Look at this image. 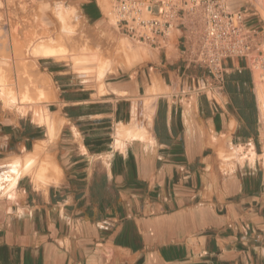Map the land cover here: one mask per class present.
Here are the masks:
<instances>
[{
	"label": "crops",
	"instance_id": "1",
	"mask_svg": "<svg viewBox=\"0 0 264 264\" xmlns=\"http://www.w3.org/2000/svg\"><path fill=\"white\" fill-rule=\"evenodd\" d=\"M229 7L264 46L263 1ZM149 46L154 71L131 77L40 57V79L56 84L53 132L0 96V264H264L255 71L229 58L221 87L192 39ZM32 154L51 168L33 176Z\"/></svg>",
	"mask_w": 264,
	"mask_h": 264
},
{
	"label": "rangeland",
	"instance_id": "2",
	"mask_svg": "<svg viewBox=\"0 0 264 264\" xmlns=\"http://www.w3.org/2000/svg\"><path fill=\"white\" fill-rule=\"evenodd\" d=\"M81 1L0 0V60L7 61L4 74L7 75L9 84L16 85V90L19 89L17 84L19 80L33 85L31 97L35 101H43L37 105L39 108L45 109V105L55 98L53 93L56 91V84L51 77L47 79L48 85L39 82L42 68L38 59L42 56L38 54L37 49L43 44L63 47L64 50L66 48V56L61 58L69 61L75 70L87 72L91 78H96L97 69L102 65H108L110 67L108 71L111 73L118 72L119 69L121 76L136 75L138 67L146 70L147 75L154 71L153 62L143 63L151 58L150 46L131 40L116 29L115 22L112 24V20L115 21L112 0H107L109 2L107 5L104 0H91L87 3ZM262 1L264 3V0ZM57 3L67 4V24L63 23L56 12ZM72 7L76 8L74 13ZM63 24L72 31V39L66 41L67 43L61 39ZM247 31L253 51H264V46L259 47L256 43L258 34ZM172 40L175 41L176 36H173ZM128 64L131 66H127ZM254 71L260 72L256 69ZM18 91L21 92L22 89ZM29 156L35 158L31 169L33 176L42 174L52 166L51 162L41 157L37 158L36 154Z\"/></svg>",
	"mask_w": 264,
	"mask_h": 264
},
{
	"label": "built area",
	"instance_id": "3",
	"mask_svg": "<svg viewBox=\"0 0 264 264\" xmlns=\"http://www.w3.org/2000/svg\"><path fill=\"white\" fill-rule=\"evenodd\" d=\"M230 0H112L116 29L133 41L163 47L173 36L194 42V62L223 87L226 60L245 58L264 79V51H253L246 10Z\"/></svg>",
	"mask_w": 264,
	"mask_h": 264
},
{
	"label": "bare ground",
	"instance_id": "4",
	"mask_svg": "<svg viewBox=\"0 0 264 264\" xmlns=\"http://www.w3.org/2000/svg\"><path fill=\"white\" fill-rule=\"evenodd\" d=\"M104 1L106 3L105 5H107L109 3L107 0H104ZM55 8H56V12L59 14L60 19H62L64 24H67V22H66V17L68 15L66 13V12H68L67 7L64 4L60 5V4L57 3ZM110 19H112V18H110ZM0 21H1V19H0ZM114 22L115 21L112 20V24ZM64 24L62 25V30L63 31H62V34H61V39H63L65 41V43H67L66 41H68L69 39H72V37H71L72 31L69 28H67L66 26H64ZM114 25H115V23H114ZM62 48L63 47L57 48V47L46 46V45L43 44L40 47H38L37 52L43 58H55V57H59V56L61 58V56H64V55L66 56V54H65L66 48H65V50L62 49ZM131 51H132V49H131ZM126 54H127V52H126ZM130 55H131V53H130ZM135 61H137V60H135ZM110 63L112 64V62H110ZM125 63H127V61H125ZM7 64H9V63H7ZM129 65L130 64H128L127 66H129ZM6 68L7 67L5 66V64L2 63V61H0V96L4 99V101H7V103L17 105L19 107V109H21L22 111H27V110L32 109V111H34L35 113L38 114L39 121L47 123L49 125L51 131L53 132V128H54L53 125L54 124H53V122L51 120V117L49 116V113H47L46 109L37 107V105L39 103L43 102V101H35L34 98L31 97V95H30V91L32 90L33 85L25 84L23 81L19 80V81H17L19 83L16 82L18 84L19 89H22V91L19 92L18 88H17V90L15 89L16 85L12 86L11 85L12 83L11 84L8 83L9 81H8V79H6L7 75L4 74L6 72L5 71ZM108 70H110V67L108 65H102V66L98 67L97 73H96V77L99 78V80H100L101 78H103L105 76V74H106V72ZM259 73H255V81H256V84H257L256 86H257V91H258V96H259V102H260L261 107L264 109V82H263V78L261 77V75ZM6 80H7V83H6ZM39 82H40V84H43V85H48L49 84V81L47 79H41ZM136 119L138 120V118L136 117L134 119L135 123H136ZM135 125H137V123ZM133 127L136 128V126H133ZM137 127L139 128V126H137ZM143 131H144V129L142 131H140V132L138 131V133L140 134ZM132 133L133 134H131V135H133V136H141V135H139L137 133H134V132H132ZM34 162H35V158L33 156L27 157V159L25 161V167L24 168L26 170H28V169L30 170L33 167ZM19 176H20V172L18 171L17 175H16V177L14 179V182L17 181Z\"/></svg>",
	"mask_w": 264,
	"mask_h": 264
}]
</instances>
